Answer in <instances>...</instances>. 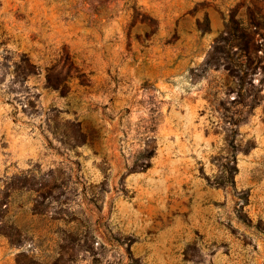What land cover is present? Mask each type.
<instances>
[{
	"label": "rangeland",
	"instance_id": "374dc122",
	"mask_svg": "<svg viewBox=\"0 0 264 264\" xmlns=\"http://www.w3.org/2000/svg\"><path fill=\"white\" fill-rule=\"evenodd\" d=\"M0 264H264V0H0Z\"/></svg>",
	"mask_w": 264,
	"mask_h": 264
}]
</instances>
